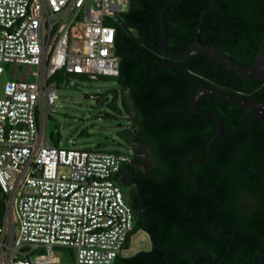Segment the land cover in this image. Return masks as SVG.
Segmentation results:
<instances>
[{"label": "trees", "instance_id": "trees-1", "mask_svg": "<svg viewBox=\"0 0 264 264\" xmlns=\"http://www.w3.org/2000/svg\"><path fill=\"white\" fill-rule=\"evenodd\" d=\"M163 1L128 0L114 23L119 60L118 72L111 76L130 121L118 130L130 158L113 178L119 186H130L126 200L133 224L125 247L136 229L147 234L150 247L117 254L113 264L204 262L202 250L191 247L205 248L211 264L222 257L221 264H252L264 245V115L250 114L211 93L199 95L196 106L221 121L207 155L215 121L194 112L188 101L193 82L255 100H264V84L235 76L202 53L166 57L158 45ZM210 1L168 2L164 23L169 51L178 52L193 41L198 16ZM263 36L264 0H213L197 35L242 64L252 61ZM57 76H62L60 70L49 79ZM4 204L2 194L0 219Z\"/></svg>", "mask_w": 264, "mask_h": 264}, {"label": "built area", "instance_id": "built-area-1", "mask_svg": "<svg viewBox=\"0 0 264 264\" xmlns=\"http://www.w3.org/2000/svg\"><path fill=\"white\" fill-rule=\"evenodd\" d=\"M127 4L0 0V74L3 63L11 74L0 96V264L51 263L54 246L72 248L73 264H113L126 254L133 217L113 174L129 152L58 146L43 128L57 70L117 74L114 23Z\"/></svg>", "mask_w": 264, "mask_h": 264}, {"label": "rangeland", "instance_id": "rangeland-1", "mask_svg": "<svg viewBox=\"0 0 264 264\" xmlns=\"http://www.w3.org/2000/svg\"><path fill=\"white\" fill-rule=\"evenodd\" d=\"M70 35L77 36L76 33ZM2 67L0 96L4 81L11 77L10 64L3 63ZM23 69L24 65L16 66L14 76L20 75ZM52 81L56 83V96L48 107L45 117L47 125L43 128V134L47 133L51 143L64 147L125 152L130 150L129 145L118 133V130L130 121L121 104V90L114 76L101 75L90 79L82 74L71 73L65 77H54ZM120 191L122 197L128 199L130 186L120 185ZM13 222L16 233L14 216ZM149 247L147 234L141 229H136L129 234L125 253L131 254ZM73 253L72 248L54 246L53 261L45 264H73Z\"/></svg>", "mask_w": 264, "mask_h": 264}, {"label": "water", "instance_id": "water-1", "mask_svg": "<svg viewBox=\"0 0 264 264\" xmlns=\"http://www.w3.org/2000/svg\"><path fill=\"white\" fill-rule=\"evenodd\" d=\"M169 1L170 0L163 1L160 7L159 13H158L159 28H160L159 37H158L159 38L158 45H159L161 52L166 57L179 58V57H185V56H189L193 54L202 53L212 58L218 65L223 67L225 70H227L231 74L241 77V78L257 79L264 84V36L258 42L255 52H254V56L252 58V61L248 64H242V63H239L233 60L223 51L215 47L213 44L203 43L199 41L197 35H198V28H199L200 21L202 19L204 12L212 4L213 0H211L205 6V8H203V10L200 12L198 16L195 29H194L193 41L189 43L184 49L178 52L169 51L165 46L166 31H165V23H164V9ZM193 83L195 86V91L191 94L189 98L188 107L191 108L196 113L210 116L211 118H213V120L215 121V125H216L215 132L208 140L207 149H206L207 155L210 151L211 143L213 142V140L215 139V137L218 135L219 131L221 130V121L215 114L205 111L203 109H200L196 106L195 101L199 95L203 93H211V94H214V95H217L223 98L224 100L232 104L248 108L250 114H254L257 116L264 115V100L250 99V98L240 96L238 94L229 92L227 90H224L218 87L200 85L195 82ZM191 248H200L202 252L204 253L205 260L204 262L200 264H211L209 252L205 248L203 247H191ZM222 258L216 264H221ZM252 264H264V245H261L259 247V252L257 256L252 260Z\"/></svg>", "mask_w": 264, "mask_h": 264}]
</instances>
